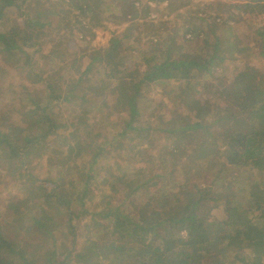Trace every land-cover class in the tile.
<instances>
[{
    "label": "trees",
    "instance_id": "16d2710c",
    "mask_svg": "<svg viewBox=\"0 0 264 264\" xmlns=\"http://www.w3.org/2000/svg\"><path fill=\"white\" fill-rule=\"evenodd\" d=\"M85 1L90 15H83L86 21L79 29L84 31L75 37L89 34L90 39L94 34L88 31L97 28L95 20L104 14L97 11L100 0H0V50L8 55L25 53L29 83L35 86L39 79L48 88L41 99L22 98L18 104L5 102L0 96V153L5 150L3 160L0 155V181L15 174L18 180L22 179L16 198L6 197V211L0 209V264H107L108 261L111 264H264V182L242 173H264V88L245 82L244 75L253 73L239 71L237 80L228 83L232 92L225 86L216 92L213 108L218 111L225 108V114H212L209 105L188 96L185 88L181 91L179 88L173 93L176 102L171 112L178 109L177 101L183 106L179 109L186 112L164 116L168 127L152 128L150 123L156 115L151 118L152 112L146 110V104L141 105V110L139 106L145 101L142 86L165 79H187L200 69L206 70V63L162 58L157 53L159 41L155 36L167 28L166 23L159 21L155 26V22L147 20L144 28L154 30L151 36L155 39H147L151 44L146 50L136 48L145 62L143 73L137 79L129 77L137 70L135 64L123 72L124 78L116 77L119 71L109 66H119L123 58L114 48L121 41L112 35L111 44L103 50L93 49L92 55L89 53L76 76L77 85L85 83L86 89L103 92L106 97L100 96V106L86 107L84 98L78 104L75 97L81 89L72 85L65 90L53 82V75L45 68L47 60L43 59V65V61L38 62L29 53L27 57L26 48L33 49L39 33L48 34L49 25L43 22L41 12L68 9L72 15ZM233 1L226 3L225 8L216 0L214 10L220 11L216 15L211 11L208 18L195 15L200 23L203 21L197 27L200 34L189 30L185 38L209 33L214 51L242 52L240 45L244 41L237 34L238 28L249 30L255 35L259 54L264 58V0ZM204 5L211 9L213 3ZM27 6L28 10H35L27 13ZM11 9L15 20L8 25L4 21L8 20ZM220 12H226V18L223 15L219 18ZM18 16L21 22H17ZM258 17L260 28L254 25ZM229 22L237 33L223 38L220 35L223 28L233 31ZM69 26L76 28V24ZM133 27L131 23L128 29ZM67 38L65 32L60 33L61 43L52 46L61 63L78 60L75 48L64 44ZM53 57L51 54L47 59ZM102 74L112 81L107 91L99 87ZM233 92H237L238 104L244 110L231 109L227 116L226 109L234 100ZM64 111L67 116L62 118ZM115 125H119L116 131ZM161 131L166 134L167 143H157V133ZM59 140L67 150H59L62 154L56 159L49 157L48 163L62 164L57 171L60 178L71 173L65 188L66 198L63 201L55 198L56 186L46 193L42 188L38 190L43 201L31 200L28 197L33 187L28 185L33 184L36 176L27 172L29 156H39L42 154L39 150H46ZM126 151L138 156L137 161L143 163L139 169L133 167V156ZM69 153L72 165L62 156ZM179 154H184L187 161L177 174V187L167 191L163 178L174 176L169 164ZM108 155L115 160V169L104 180L95 181L94 167ZM126 158L131 165L121 168ZM10 165H14L13 170ZM69 193L77 204L76 209H72L74 203L67 199ZM28 199L35 206L47 203L51 207L53 202L58 212L67 217L68 213H76L69 219L62 239H57L50 230L51 216L45 210L28 215L20 213L19 205L26 204ZM123 204L128 207L126 211L121 210ZM214 208L222 209L221 217H210ZM14 215L19 220L17 223L11 221Z\"/></svg>",
    "mask_w": 264,
    "mask_h": 264
},
{
    "label": "rangeland",
    "instance_id": "374dc122",
    "mask_svg": "<svg viewBox=\"0 0 264 264\" xmlns=\"http://www.w3.org/2000/svg\"><path fill=\"white\" fill-rule=\"evenodd\" d=\"M64 1L70 2V0ZM87 1L89 2V0ZM232 1L233 0H219L220 3L218 5L226 8L228 7L227 4ZM205 2L213 3L211 9H208L204 5ZM215 2L216 0H100L97 11H103L104 14L102 15L101 13V15H99L100 17L96 18L95 28H97L90 29L88 31H92L94 34L93 36H90V39L88 36L89 34L81 37H75L77 33L81 34V32L84 31L79 29V25L81 27V25H84L86 21V18L83 17V15H90L89 10L85 9L86 1L82 3L80 9H76L72 15H69L68 9L41 12V18L43 22H46L49 25L48 34L46 36L39 33L32 44L33 49H28L27 47L26 54L27 57L28 53L31 55V57H36L35 59L38 62L43 61V59L47 60L45 68L49 69V75H53L54 77L53 82L60 84V87L64 88L65 90H69L72 85L78 86L81 90L80 93L76 94V103L81 104V100L84 98L86 99L84 102L86 107L95 105L100 106L101 103L99 101H102L100 96H104L103 92L98 94L95 93L94 90L89 91L86 89L84 87L85 83L78 85L76 83V76L82 71L84 63L86 62L87 58H89V53L92 55L91 51H93V49L103 50L104 47L111 44V37L115 36L116 38H119L121 42L116 44L114 48L118 50L119 55L123 58V62H119V66L117 67L110 65L109 68L111 67L110 69L113 71H119V73H116V77L118 78L123 75V72H125L129 65L134 67L136 64L137 70L130 73L129 77L137 79L145 69V62L143 61L142 54L139 52V50H136V48L138 47V49L142 50L148 49L151 43L148 42L147 39L153 38L151 33L154 32V30L145 29L143 23L148 22L147 20H152L156 23L155 26H157L159 21H165V27L167 28L162 29V33L159 32L157 36H155L159 41L157 45V53H161L160 55L162 58L168 57L170 59H195L198 61V63L205 62L206 70L200 69L195 76L179 81L165 79L153 83L149 82L147 85H143L142 92L145 94L143 95V99H145V101L139 104L140 110L141 107L146 104V110L152 112L151 118L156 115V118L150 123L152 128L167 126V124H164V116L169 117L171 113L182 111L180 109H183V106L177 101L176 105L178 106V109L174 110V112H171V109L173 106H175L176 102L173 97V93L178 91L179 88L180 91L182 88H185V92L188 96H192L194 99L202 102L203 104L209 105L212 109V114H218V112L224 113L225 108L220 111L213 108V103L217 100L216 92L219 89H222L224 86L228 87L230 92H232V86L228 85V83H231L232 80H237V76L240 74L239 71L253 73L244 75L245 82L247 83V81H250L251 85H257L260 87V89H263L264 58H262L259 54V47L257 46L258 41L255 40V35H253V32L244 29L239 30L238 28L237 33L231 22H229V24L232 26L233 31L223 28L220 31V35L223 38H226L236 35L237 33L241 37V41H244V43L240 45L242 52L238 51L237 49H228L227 52L218 49L214 51L211 43L212 37L209 33L192 38L187 36L185 38V34L189 30H193L200 34V30H198L197 27H200L203 21L200 23L201 20L194 18L195 15L200 18L204 16L208 18V15L211 11H213L215 15L217 11H220L214 10L217 8ZM133 5L134 9H131ZM33 10H28L27 6V13L28 11ZM233 10L234 9H232V11ZM15 12L18 13L17 11ZM233 12L237 13L235 10ZM221 13L222 12L218 14L219 18L225 16L226 14V12H223V14ZM218 17L216 19H218ZM14 20L15 14L11 9L8 20H5L4 23L12 25ZM21 20L22 18L18 16L17 22H21ZM207 20L211 21L210 19ZM262 22H264V18ZM69 23L76 24V26H74L76 28L74 30L69 28ZM131 23L134 24V27L128 29V26ZM254 25L256 27L259 26V28L262 27L261 19L259 17L255 21ZM111 30H114V33L111 32ZM63 32H65L68 36L64 44H66V46L69 44L71 47H74L78 53V60L75 62L70 61L61 63L59 58L56 57L57 53L52 49L53 45L61 43V39L59 38L60 33ZM244 35H247L248 38L244 39ZM25 46H28V44ZM229 53H232V55ZM51 54L55 55V57H53L51 60H48L47 58L50 57ZM19 55L20 56L12 54L8 55L5 54L4 51L0 50V96H3V101L9 102L11 104L20 103L22 98L26 101H32L35 98L41 99L45 95L46 91H48L46 85L39 83V79L35 81V86H31L28 78L26 77V74L28 73V63L24 62V57L26 55L25 53H21ZM66 58L67 57H64L63 59ZM120 67L121 69H119ZM99 78V87L107 91L109 86L112 84V81L106 77L105 74L100 75ZM121 78H124V76ZM89 82L86 81V84H89ZM232 95L234 100L226 109L227 116H229L231 109H235L236 111L238 109L244 110L243 105H241V103L238 104L240 99L236 98L238 97L237 92H233ZM110 103H113V101ZM247 106L249 107V105ZM94 109H96V107ZM96 111L99 112L98 110ZM182 112L184 114L186 111ZM99 113L94 115L100 117ZM62 115V118H65L67 116V111L62 112ZM19 116L20 115L17 114L16 119H18ZM113 128L114 131H116L119 129V125H115ZM157 136V143H167V136L165 133H163V131L158 132ZM123 140H126V138H123ZM59 150H67L60 140L57 143L56 141L51 143L49 148L46 150H39V154L42 153L39 156H29V168L27 172L32 174L31 176H36L34 177L33 184L31 186L28 185V188L33 187V190L28 197L31 200H36L39 202L43 201L41 197H39L38 190L42 188L43 192L46 193L51 188L56 186H58V188L55 192V198L59 199L60 201H63L66 198L65 188L68 187L67 180L71 173H68L65 178H60L57 176V171L62 167V164L56 163L54 165L48 163L49 157L56 159L60 156V154H62ZM126 152L133 156V167H138L139 169L143 163L137 161L139 159L138 156L130 151ZM4 153L5 150L0 153L2 160ZM28 154L30 153L27 152V155ZM71 154L73 155V152H71ZM62 156L64 157V160L67 159L71 165L73 164V159L70 158V153L68 156L64 154ZM171 161L172 162L169 164V167L171 169V175L174 176L170 177L168 180L166 179V176L163 178L165 179V188L167 191H172L177 187V174L182 169V165L186 163L187 158L184 154H179L172 158ZM115 165L116 162L111 158L110 155L104 156L94 167V180H104L109 173L114 171ZM129 165H131V162H129L128 158L121 162V168L127 167ZM3 167H6L5 163L3 164ZM8 167L10 170L14 169V165H10ZM242 173L246 175L252 174L259 183L264 182V173L260 174L250 171H243ZM27 176L28 173H25V178L28 180ZM72 176L73 179H75V175L73 174ZM130 177H132V174H130ZM6 179L7 180L5 181H0V205L2 206V208H0L1 211H6L4 207L6 197H8V199L16 198L14 195L19 191L20 183L22 182L21 178H19V180L17 179L16 174L14 176H6ZM43 179H51L54 182H48ZM241 182L242 177L240 179L239 185ZM81 186H83V184H81ZM67 199H69V202L74 203L72 209H76L77 204L70 193L68 194ZM121 200L122 199L119 201ZM44 201L46 200L44 199ZM96 201H99L98 197H96ZM19 207H21L20 213L24 214L30 212L43 213L41 210H45V212L51 216V224L49 227L57 239L63 238V232L66 229L69 219H71V217L73 219L76 214L75 212L68 213L67 217L65 213L60 214L58 212V209L53 202L51 207H48L47 203L45 205L35 206L31 201H29V199L26 204H20ZM61 209H64V205H62ZM126 209H128L126 204L121 205V210L126 211ZM222 214L223 212L221 208H214L212 209L210 217L219 218L222 216ZM11 221L17 223L19 221L17 215H14L11 218ZM68 241L69 239H67L66 242L68 243ZM173 256L175 257L176 255L174 254ZM107 264H111V261H108Z\"/></svg>",
    "mask_w": 264,
    "mask_h": 264
}]
</instances>
